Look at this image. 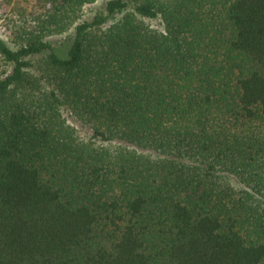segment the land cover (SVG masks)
<instances>
[{
	"label": "trees",
	"instance_id": "1",
	"mask_svg": "<svg viewBox=\"0 0 264 264\" xmlns=\"http://www.w3.org/2000/svg\"><path fill=\"white\" fill-rule=\"evenodd\" d=\"M96 1L0 37V264H264V0Z\"/></svg>",
	"mask_w": 264,
	"mask_h": 264
},
{
	"label": "rangeland",
	"instance_id": "2",
	"mask_svg": "<svg viewBox=\"0 0 264 264\" xmlns=\"http://www.w3.org/2000/svg\"><path fill=\"white\" fill-rule=\"evenodd\" d=\"M104 0H97L94 3L86 4L83 6L80 18L89 19L93 13L99 9ZM43 12V7L39 0H10L7 3L5 0H0V37L12 48H15L11 42L17 26L32 27L33 19ZM153 26H159V22L151 20ZM72 29L68 30V33ZM59 50L62 52L66 49V34L56 35L50 38ZM5 67L0 63V71ZM76 128L77 134L81 138H86L89 133L86 128L82 127L78 122L70 121Z\"/></svg>",
	"mask_w": 264,
	"mask_h": 264
}]
</instances>
